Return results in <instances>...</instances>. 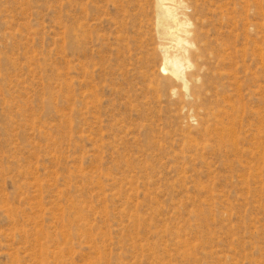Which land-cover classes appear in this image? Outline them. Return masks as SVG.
Returning <instances> with one entry per match:
<instances>
[{"label":"rangeland","instance_id":"1","mask_svg":"<svg viewBox=\"0 0 264 264\" xmlns=\"http://www.w3.org/2000/svg\"><path fill=\"white\" fill-rule=\"evenodd\" d=\"M164 2L0 0V264H264V0Z\"/></svg>","mask_w":264,"mask_h":264},{"label":"bare ground","instance_id":"2","mask_svg":"<svg viewBox=\"0 0 264 264\" xmlns=\"http://www.w3.org/2000/svg\"><path fill=\"white\" fill-rule=\"evenodd\" d=\"M158 2L160 4V9H162V12H164V17L162 18V28L165 33L174 36L173 24L178 23L175 12L170 6L166 5L164 0H158ZM165 59L166 62L162 67V71H164L165 69H170L174 74H178L179 72H181L182 66L184 64L183 56L181 57L178 54H174L171 56L166 55Z\"/></svg>","mask_w":264,"mask_h":264}]
</instances>
